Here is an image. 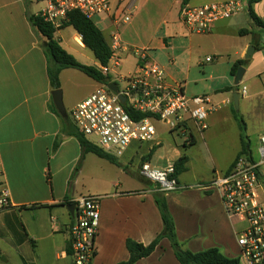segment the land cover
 I'll use <instances>...</instances> for the list:
<instances>
[{"label":"crops","instance_id":"1","mask_svg":"<svg viewBox=\"0 0 264 264\" xmlns=\"http://www.w3.org/2000/svg\"><path fill=\"white\" fill-rule=\"evenodd\" d=\"M182 1L119 0L113 4L114 8H123L132 15L128 25L119 27L124 45L118 69L121 75L129 77L137 71L138 58L134 50L146 48L151 59L165 70L167 81L180 83L182 72H178V64L187 54L190 74L193 53L199 48L197 38L203 36L211 37L218 57H228L231 69L236 62L246 60L250 46H254L255 51L256 45L262 49L254 38L259 27L249 17L247 0H238L243 3L244 11L217 23L208 34H192L184 27L180 21ZM196 1L201 5L228 0H192V3ZM43 8L42 3L29 0H0V184L7 190L11 201V208L0 213V251L5 264H70V228L74 216L69 211L70 205L64 202L74 203L80 197L93 195L101 197L95 264H119L129 260L127 240L149 245L163 231L154 199L159 188H153L151 185L157 184L141 176L140 168L144 163L162 170L186 154L189 157L187 171L178 180L182 187H194L226 173L236 160L241 145L239 152L224 165L215 160L213 173H193L192 180L186 176L194 168L192 150L199 140L191 126L189 134L195 138V145L185 147V139L175 160L164 166L152 165L156 147L139 154L144 144L132 145L127 152L137 146L135 153L127 155L126 152L119 158L121 166L92 153L86 154L79 166L83 151L81 144L76 137L67 134L64 122L52 111L55 90L48 76L46 40L29 21L30 15H38ZM253 9L263 20L264 0L254 4ZM175 15L178 20H174ZM102 23L109 38L102 32L110 44L108 39L116 27L109 19ZM67 28L58 30L55 35L63 49L79 62L98 67L100 64L94 54L85 47L76 31L68 39L64 33ZM241 31H248V34L241 35ZM72 40L78 50L71 47ZM231 51H235L234 56ZM130 60L134 61L132 69L126 66ZM203 65L200 59L199 67ZM77 72L80 71L66 69L60 75L66 119H70L65 107L69 100V77L83 79L91 87V91L79 99L80 102L101 85ZM238 92L240 107L248 104L251 97ZM217 96H221L219 103L223 106L231 105L232 99L224 97L226 92L215 91L210 97ZM211 116L206 131L200 133L195 128L204 142L213 122ZM57 142L59 145L55 149ZM144 156H148L147 161L142 163ZM136 157L140 159L138 165L135 164ZM165 195L178 240L185 249L198 253L218 248L227 257L240 259L237 233L244 225L228 218L218 192L187 188ZM138 264L180 263L170 242L163 240L150 257Z\"/></svg>","mask_w":264,"mask_h":264},{"label":"built area","instance_id":"2","mask_svg":"<svg viewBox=\"0 0 264 264\" xmlns=\"http://www.w3.org/2000/svg\"><path fill=\"white\" fill-rule=\"evenodd\" d=\"M29 1L44 5L37 16L57 31L63 28L72 12H80L94 22L109 19L116 27L110 37L112 56L109 64L97 67L111 80L101 84L92 95L78 103L71 113L74 126L86 139L94 137L95 142L92 143L98 148L119 159L134 144L153 143L157 135L155 121L164 122L173 130L183 128L186 122L192 123L200 133L207 130V120L218 107L208 95L188 97L182 83H169L165 70L151 59L149 49L134 50L138 65L132 76L125 77L118 72L124 49L119 27L131 22L130 12L120 7L114 8L112 0ZM244 9L243 3L238 0L201 5L189 3L181 7L180 21L192 34H208L217 23L232 18ZM207 61L212 59L208 58ZM110 83L116 84L117 92L108 88ZM241 93L246 95V87ZM121 98L125 99L124 103ZM140 115L145 117L140 119ZM259 153L260 159L254 156L252 159L247 156L236 158L226 173L194 187L180 185L173 164L159 170L144 163L140 174L159 184V190L164 193L187 188L218 192L228 218L244 225L237 233L241 264H264V133ZM1 186L0 213L11 208L9 194ZM100 203L101 197L93 195L80 197L74 202L70 264H95Z\"/></svg>","mask_w":264,"mask_h":264},{"label":"rangeland","instance_id":"3","mask_svg":"<svg viewBox=\"0 0 264 264\" xmlns=\"http://www.w3.org/2000/svg\"><path fill=\"white\" fill-rule=\"evenodd\" d=\"M118 1L119 0H112L113 4H116ZM191 4L199 5L200 3H197V1L192 3L191 1ZM177 10L178 8L175 9V11ZM172 18L173 17H171L170 20H172ZM174 20H178L177 15H175ZM95 24L101 31H104L107 38H109V34L105 30V25L99 20H96ZM257 29L258 33L254 35V38L256 42L261 45L262 49L260 51H255L250 59L245 60L246 64L244 69L246 74L239 85L235 84V77L231 76V65L228 64V57L225 56V58L221 59L216 55V49L213 47V44H211V37L203 36L197 38L199 48L193 53L190 74H188L189 62L187 54L183 56L177 67L178 72H182L179 76V81L185 86V92L188 97L204 94L211 96L214 95L215 91L224 92L226 88L234 89L238 87L239 91H242L243 87H246L247 95L251 97L250 102L246 105H241L240 110L236 111L233 103L232 91L226 92V96H224L232 99L230 106H223L219 103L221 96H217L216 98L210 97L218 109L211 116L213 122L210 129L207 131L205 142L202 141L199 134L195 132L196 129L192 123H184L182 125L183 130H173L166 123L155 121L154 125L157 130L155 142L144 144L142 150L140 152L138 151L139 154L148 152L150 148L156 147V151L152 154V165L155 163H158L160 166L166 165L168 162L175 160L177 153L183 149L185 139H188L190 136L189 132L191 126V130H195L194 133L198 136L199 144L192 150L194 168L186 177L192 180L194 176L193 173L202 172L203 175L207 171L208 174H211L213 173L212 165L215 163V160L220 165H224L226 161L235 156L240 150L241 131L240 124L236 118V116H238L242 117L247 124V134L252 142L253 156L256 159H260V140L264 132V30L261 28ZM74 31L72 27H68L64 33L69 39L70 36L75 33ZM108 40L110 41V39ZM70 45L78 50V45L74 40L70 42ZM250 47L246 51V55ZM231 55L234 56L235 51H231ZM208 57H210L212 61L206 62ZM200 59L204 63L201 67H199ZM126 66L132 69L134 67V61H128ZM77 73L89 79L84 73ZM90 91L91 87L85 80L79 79L78 77H69L67 83L69 100L65 107L70 115V119L72 111L78 102H80L79 99L86 96ZM208 124L209 122L207 125ZM88 139L93 143L95 142L94 137ZM136 147L137 146H135V148ZM135 148H131V150L127 152V155L135 153ZM147 157L148 156H144L142 158V163L147 161ZM139 161V157H136L135 164L138 165ZM151 186L153 188L157 187L154 184ZM0 264H5L2 258L0 259Z\"/></svg>","mask_w":264,"mask_h":264},{"label":"trees","instance_id":"4","mask_svg":"<svg viewBox=\"0 0 264 264\" xmlns=\"http://www.w3.org/2000/svg\"><path fill=\"white\" fill-rule=\"evenodd\" d=\"M192 0H183L182 6L187 5ZM248 1V14L252 22L259 28L264 30V21L256 14L253 9V5L261 2L262 0H247ZM68 21L65 23L64 27H72L81 37L83 44L87 49H89L93 54L97 62L103 66H107L112 56V52L109 43L104 36L103 32L97 27L94 21L87 19L80 12H72L68 16ZM29 21L31 25L44 37L46 40L44 49L45 54L48 58V76L50 84L53 90L61 89L60 75L63 70L75 69L78 70L94 81L105 84L111 80L110 76H104L102 72L95 66L85 65L79 62L74 56L69 54L60 43L56 40L55 35L57 30L50 24L46 23L40 16L30 15ZM241 35L248 34V31H241ZM259 49V45L257 46ZM246 64L245 60H240L234 64L231 69V76L236 77L240 67ZM238 92V87L236 88H226L224 92ZM239 93V92H238ZM52 111L59 116L66 126V132L69 136L76 137L82 147V156L80 159L79 166L82 164L86 154H94L101 159L107 160L111 164L116 166H121L117 157L104 152L102 149L98 148L85 136H83L78 129L74 126L70 119H66L63 115L59 113L54 103H52ZM66 116H68L66 114ZM145 115H140L138 118L142 119ZM240 124V145L241 150L237 156H247L248 158H253L252 142L247 134V124L242 117L236 116ZM196 140L190 136L185 147H190L195 145ZM59 145L57 142L54 146L56 149ZM155 151L152 149V152ZM189 162V157L184 154L175 163L176 177L179 178L180 175L187 171V164ZM166 193L161 192L159 189L154 194L155 203L160 212L163 231L156 237V239L149 245H144L138 243L132 239L127 240L126 247L129 252V260L121 262L119 264H138L140 260L150 257L160 246L163 240H168L171 244L172 250L177 261L180 264H241L238 258H229L223 254V252L218 248H212L202 252L194 253L184 248L177 237L176 224L174 218L172 217L167 199ZM64 204L73 205L74 203L65 201ZM2 257L0 251V259Z\"/></svg>","mask_w":264,"mask_h":264},{"label":"water","instance_id":"5","mask_svg":"<svg viewBox=\"0 0 264 264\" xmlns=\"http://www.w3.org/2000/svg\"><path fill=\"white\" fill-rule=\"evenodd\" d=\"M254 52H255V47L254 46L250 47V49L246 55V59H250V57L252 56V54ZM244 74H245L244 67H240L238 70V73L236 75V80H235L236 85H239L241 83V81L244 77ZM108 88L113 92L118 91L117 86L114 83L108 84ZM62 95H63V93L61 90L54 91L53 100H54V104H55L56 108L58 109L59 113L67 118L66 111L64 108V104H63ZM121 101L124 103L125 99L121 98ZM233 103H234L236 111H239L240 110V93H238V92L233 93ZM157 187L159 188L160 185L157 184ZM69 211H70L71 215L74 216V213H75V205L74 204L69 206ZM1 258L3 259V257H1Z\"/></svg>","mask_w":264,"mask_h":264}]
</instances>
